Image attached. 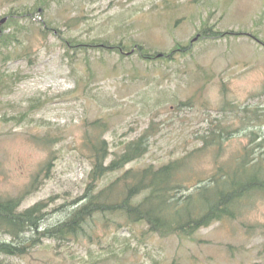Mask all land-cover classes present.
<instances>
[{"label":"rangeland","instance_id":"374dc122","mask_svg":"<svg viewBox=\"0 0 264 264\" xmlns=\"http://www.w3.org/2000/svg\"><path fill=\"white\" fill-rule=\"evenodd\" d=\"M36 1L0 0V13L11 5L31 6ZM72 17L78 21L66 24ZM43 19L66 37L85 42L93 38L136 41L151 51H168L176 42L188 45L202 33L205 21L214 31L250 32L264 41V0H50L34 15L36 23L23 21L25 30L18 37L29 56L0 62V196L19 193L34 174H40L37 188L22 207L52 197L51 210L83 191L89 171L82 156L85 122L107 121L104 136L112 151L120 147V140L135 138L148 128L149 149L139 163L159 164L196 144L216 120H235L237 108L222 109L223 98L235 106L243 104L240 115L245 106H264V44L247 34L204 37L189 51L160 62L143 61L135 53L121 58L116 52L92 49L78 51L70 60L57 36L39 32ZM37 98L42 103L32 106ZM188 99L194 103L184 105ZM47 122L55 126L49 129ZM252 123L228 145L248 142L249 127L258 128ZM47 131L48 136L61 133L62 137L42 144L36 136ZM211 161L210 153L198 160L207 167ZM60 215L48 214L43 225ZM247 220L246 224L264 223V202ZM252 230L243 231L237 220L215 222L199 230L196 240L154 235L142 243L132 238L117 243L114 254L90 245L88 239L65 246L44 239L29 255L0 254V259L10 264H89L94 255L102 259L98 264H172L173 260L177 264H264L259 257L264 229ZM140 232L137 228L135 234ZM131 233L124 227L119 236L129 238ZM3 238L8 236L0 234ZM127 243L130 247L123 249ZM228 243L242 248L230 254Z\"/></svg>","mask_w":264,"mask_h":264},{"label":"trees","instance_id":"16d2710c","mask_svg":"<svg viewBox=\"0 0 264 264\" xmlns=\"http://www.w3.org/2000/svg\"><path fill=\"white\" fill-rule=\"evenodd\" d=\"M49 4L50 0H37L31 6L11 5L6 12L0 13V18L6 17L0 30L1 63L29 56V49L20 44L18 37L25 30L23 21L36 23L33 22L34 15ZM77 21L78 17H72L66 24L73 25ZM39 23L40 33H51L61 40L70 60L78 51L86 53L92 49L101 53L116 52L121 58L136 52L143 61L160 62L162 59H173L175 53L189 51L196 40L204 37L218 39L247 34L264 43L250 32L214 31V27H208L205 21L202 33L194 35L196 39L191 38L188 45L176 42L168 51H151L140 43L130 44L129 41L116 39L93 38L85 42L74 36L62 35V30L48 19ZM7 28H10L9 32L4 33ZM76 83L78 86V79ZM261 93L264 94V86ZM41 103L42 100L37 98L32 106ZM192 103L194 101L188 99L183 104ZM229 104L225 100L221 107L225 111L238 107L230 105L228 108ZM243 110L244 115H240L237 108L235 120H228L227 123L216 120L209 130L198 136L196 144L159 164L139 163L149 149L148 128L135 138L120 140V147L112 151L104 136L107 121L97 118L89 125L85 122L84 126L88 128L82 146L86 151L82 156L88 161L89 171L83 191L69 200L65 198L64 202L51 210L48 207L52 197L22 207L26 196L40 182V174H34L19 193L0 196V234L8 235V238L0 239V254L22 258L29 255L44 239L53 240L60 246L70 241L78 243L88 239L90 245L97 244L99 250L114 254L115 246L120 241L137 238L144 243L154 235L159 238L176 235L181 239L196 240L195 235L202 228L215 222L235 220L248 233L250 228H253L252 231L264 229L263 222L246 224L249 222L248 215H251L258 203L264 202V106H245ZM235 122L240 124L235 125ZM249 123L258 125V128L249 125L248 142L237 140L239 144L236 147L229 146L227 142L241 136L239 132ZM53 125L47 122L49 129ZM47 133L36 136L40 143L46 144L62 137L61 133L58 136H48ZM206 153L212 155L209 167L198 162ZM54 157L56 154L49 159L47 167ZM52 212L61 215L53 223L44 226L46 216ZM124 227L132 232L129 238L119 236V231ZM137 228L141 229L139 235L135 234ZM129 247L130 243H127L123 249ZM226 248L230 254H235V249H241L242 246L233 247L228 243ZM259 257L264 262V243ZM101 260L93 255L89 264H98ZM0 264L10 262L0 259ZM172 264L177 262L173 260Z\"/></svg>","mask_w":264,"mask_h":264},{"label":"water","instance_id":"95a60500","mask_svg":"<svg viewBox=\"0 0 264 264\" xmlns=\"http://www.w3.org/2000/svg\"><path fill=\"white\" fill-rule=\"evenodd\" d=\"M4 21H5V18H2V19L0 20V24L3 23Z\"/></svg>","mask_w":264,"mask_h":264},{"label":"bare ground","instance_id":"6f19581e","mask_svg":"<svg viewBox=\"0 0 264 264\" xmlns=\"http://www.w3.org/2000/svg\"><path fill=\"white\" fill-rule=\"evenodd\" d=\"M0 30H1V28H0Z\"/></svg>","mask_w":264,"mask_h":264}]
</instances>
